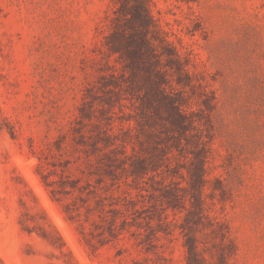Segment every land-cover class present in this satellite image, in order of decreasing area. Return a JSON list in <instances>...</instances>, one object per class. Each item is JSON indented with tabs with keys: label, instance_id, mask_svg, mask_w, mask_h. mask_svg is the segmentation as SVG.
<instances>
[{
	"label": "rangeland",
	"instance_id": "374dc122",
	"mask_svg": "<svg viewBox=\"0 0 264 264\" xmlns=\"http://www.w3.org/2000/svg\"><path fill=\"white\" fill-rule=\"evenodd\" d=\"M148 3L194 82L217 96L209 177L222 180L230 199L210 214L227 222L237 245L231 264H264V0ZM112 7L0 0V264L184 262L177 230L149 245L144 228L108 240L94 225L102 214L94 190L104 202L136 193L123 173L107 177L108 150L92 146L100 128L123 135L132 111L124 98L109 109L93 88L99 75L121 73L117 55L100 47L99 24Z\"/></svg>",
	"mask_w": 264,
	"mask_h": 264
},
{
	"label": "trees",
	"instance_id": "16d2710c",
	"mask_svg": "<svg viewBox=\"0 0 264 264\" xmlns=\"http://www.w3.org/2000/svg\"><path fill=\"white\" fill-rule=\"evenodd\" d=\"M111 2V12L99 24L100 47L107 55H117L121 73L99 75L93 88L102 92L109 109L124 98L132 111L125 118L123 135L100 128L92 146L99 149L101 143L108 150L103 152L107 177L114 181L123 173L136 193L123 190L104 202L106 197L94 190L102 211L94 225L108 240L118 239L124 231L140 234L144 228L149 245L153 238L177 230L182 264H231L237 245L227 222L210 214L217 203L230 199L222 180L209 177L216 93L194 82L184 56L152 16L148 0ZM191 96L197 99V110L191 108ZM80 112L88 116L86 110ZM78 182L73 179L69 184L82 191ZM132 263L147 264L134 259Z\"/></svg>",
	"mask_w": 264,
	"mask_h": 264
}]
</instances>
